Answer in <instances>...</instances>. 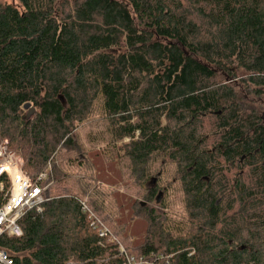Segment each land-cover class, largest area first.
Masks as SVG:
<instances>
[{
  "label": "trees",
  "instance_id": "16d2710c",
  "mask_svg": "<svg viewBox=\"0 0 264 264\" xmlns=\"http://www.w3.org/2000/svg\"><path fill=\"white\" fill-rule=\"evenodd\" d=\"M15 1L0 3V139L30 179L50 171L42 213L20 219V238L0 237L13 264H121L54 163L63 149L80 166L73 133L99 96L114 143L129 139L117 149L131 179L152 182L159 157L182 193L171 220L148 208L167 209L157 194L168 188L146 189L145 238H122L127 252L264 264V124L252 99L264 96V0Z\"/></svg>",
  "mask_w": 264,
  "mask_h": 264
},
{
  "label": "rangeland",
  "instance_id": "374dc122",
  "mask_svg": "<svg viewBox=\"0 0 264 264\" xmlns=\"http://www.w3.org/2000/svg\"><path fill=\"white\" fill-rule=\"evenodd\" d=\"M0 3L16 5L15 0H0ZM252 99L259 117L264 118V96H254ZM31 109L36 112V109L30 106L24 110L26 117ZM73 135L83 154L80 166L69 165L67 158L75 154L66 153L63 149L55 152L54 163L57 169L66 175L65 183L72 188L77 199L85 201L89 208L97 213L113 240L119 245L125 247L121 242L122 238H129L135 246L144 241L146 223L136 215V209L139 203L143 202L146 189L155 186L164 189L167 187V194L161 195L159 202H163L168 208L160 209L154 204H150L148 208H154L159 215L167 214L166 217L171 220L181 219L179 215L183 206L182 193L174 181V166L168 163L163 165L159 157H154L148 170V175L154 178V182H148L143 187L131 179V164L117 149V146L128 143L129 139L117 145L114 143L101 96L94 102L88 118L83 123L76 124ZM4 141L7 142L0 139V142ZM14 152L19 153L22 160L21 151ZM159 173L160 176H157ZM50 196H57L54 189ZM120 234L123 237H120Z\"/></svg>",
  "mask_w": 264,
  "mask_h": 264
},
{
  "label": "built area",
  "instance_id": "2783aa9c",
  "mask_svg": "<svg viewBox=\"0 0 264 264\" xmlns=\"http://www.w3.org/2000/svg\"><path fill=\"white\" fill-rule=\"evenodd\" d=\"M47 171H50V166L36 180L30 179L22 171L20 154L10 151L6 141L0 142V194L2 195L0 199V237L5 235L10 238H20L22 236L18 225L20 219L29 211L36 214L42 213V205L49 200L47 195L49 187L41 185L46 179ZM79 202L82 213L88 216L90 227L97 233V236L100 239L109 238L111 244L115 243L107 227L94 215L85 201L79 200ZM113 254H116L115 258L121 260V264H156L157 262L172 264L173 259L162 253L131 255L125 247L119 244L114 249H110L108 256L111 257ZM0 264H13V260L3 250H0Z\"/></svg>",
  "mask_w": 264,
  "mask_h": 264
},
{
  "label": "water",
  "instance_id": "95a60500",
  "mask_svg": "<svg viewBox=\"0 0 264 264\" xmlns=\"http://www.w3.org/2000/svg\"><path fill=\"white\" fill-rule=\"evenodd\" d=\"M59 100L60 102L64 105V101H63V97L59 96ZM30 107V104H26L24 105V110H27ZM34 109H31L28 114H27V118H30L33 114H34ZM162 193H159L158 197H157V203H159L160 197H161Z\"/></svg>",
  "mask_w": 264,
  "mask_h": 264
},
{
  "label": "flooded vegetation",
  "instance_id": "af4514ba",
  "mask_svg": "<svg viewBox=\"0 0 264 264\" xmlns=\"http://www.w3.org/2000/svg\"><path fill=\"white\" fill-rule=\"evenodd\" d=\"M261 118V117H260ZM261 120H262V122H263V124H264V118H261ZM152 182H154V181H152ZM163 195V194H162ZM158 197V196H157Z\"/></svg>",
  "mask_w": 264,
  "mask_h": 264
}]
</instances>
